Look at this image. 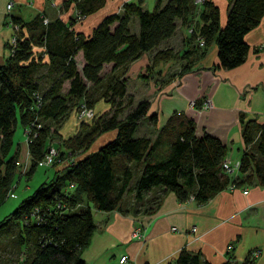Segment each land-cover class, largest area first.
<instances>
[{
  "label": "trees",
  "instance_id": "1",
  "mask_svg": "<svg viewBox=\"0 0 264 264\" xmlns=\"http://www.w3.org/2000/svg\"><path fill=\"white\" fill-rule=\"evenodd\" d=\"M225 2L222 26L211 0L199 5L193 0H155L150 10L142 8L140 0L124 3L121 12L104 16L86 37L71 26L78 17L100 8L104 0L62 1L64 10L69 4L75 9V17L66 24L56 17L45 23L42 16L26 22L9 17V24L17 28L12 51L0 64V205L16 168V152L10 150L17 121L27 129L26 174H30L47 150L49 137H58L57 129L70 111L81 104L92 108L98 99L109 110L92 123L80 122L76 133L59 140L53 166L66 154L78 151L80 156L54 170L49 180L0 221V235L14 228L12 244L1 250L6 256L0 257V264H83L80 252L93 231L94 210L150 213L165 192L179 202L192 198L202 204L229 185L264 186V122L239 119L242 148L234 175L224 173L220 165L225 145L205 132L196 135L193 121L182 113L171 114L154 140L133 135L142 119L155 122V115L147 114V100L132 104L122 78L143 53L152 52L143 78L157 64L177 57L191 56L189 62H195L211 44L217 60L211 69H231L243 62L247 52L243 36L264 14V0ZM177 24L184 32L191 25V31L184 33L180 56L165 46ZM35 46L45 59L35 54ZM77 52L83 60L79 69L74 60ZM107 63L111 68L102 76L100 70ZM187 68L188 64L182 65L179 74ZM106 131H114L113 137L87 151L94 138ZM155 192L158 195L149 197ZM127 195L132 201L125 209ZM170 264L211 263L180 248ZM221 264L232 263L227 259ZM240 264L253 262L247 255Z\"/></svg>",
  "mask_w": 264,
  "mask_h": 264
},
{
  "label": "crops",
  "instance_id": "2",
  "mask_svg": "<svg viewBox=\"0 0 264 264\" xmlns=\"http://www.w3.org/2000/svg\"><path fill=\"white\" fill-rule=\"evenodd\" d=\"M8 1H11L9 9L6 6ZM31 1L0 0V64L5 61V43L10 38V16L26 22L34 16L43 15L47 21L56 17L66 24L75 15L72 4L65 10L62 8L64 0H53V8L45 0ZM136 1L104 0L100 8L76 21L71 29L84 37L89 36L104 16L119 13L124 3ZM154 2L140 0V6L146 9ZM211 2L217 8L218 24L222 26L226 2ZM15 4L31 6L30 16L24 14L28 11L13 9ZM132 30H137L134 20ZM184 33L177 24L173 35L165 42V46L176 51L177 56H180ZM243 40L247 45L245 58L231 69H211L217 62L216 49L211 44L195 62H189L191 56L177 57L157 64L143 78L152 52L143 53L128 65L122 76L125 79V94L130 95L134 103L148 100L147 114H154L155 122L143 119L147 125L160 127L171 114L182 113L193 121L196 135L205 132L217 137L226 147L225 158L235 161L242 148L239 119L243 117L244 120L264 122V52L260 50L264 42V14L258 24L243 36ZM74 60L79 69L83 63L80 52ZM184 64H188V68L183 73L172 72V68ZM110 68L111 63L104 64L100 75H105ZM66 87L65 82L62 91ZM204 99L209 100L207 108L201 107ZM189 101L194 102L192 107ZM93 108L96 109L95 116L109 110L108 104L102 100L94 102ZM57 133L58 141H53V147L59 145L60 139L70 136H64L61 128L57 129ZM113 135L114 131L99 134L87 151L96 149ZM155 137L156 134L153 139L149 138L154 140ZM13 151L18 161L29 163L25 142H17ZM63 165L59 163L54 169ZM244 188L246 192L242 193ZM129 198L128 195L124 197L125 209L131 204ZM92 217L93 231L80 252L83 264H170L180 248L198 253L211 264H221L227 259L232 264H240L249 251L256 249L258 254L253 257V264H264V186L251 184L224 188L202 204H196L192 198L179 202L171 192H165L159 195L157 206L150 213L94 210ZM135 229L141 231L140 236L131 235ZM228 243L231 244L230 250L225 249ZM123 255L126 260L119 263L118 259Z\"/></svg>",
  "mask_w": 264,
  "mask_h": 264
},
{
  "label": "rangeland",
  "instance_id": "3",
  "mask_svg": "<svg viewBox=\"0 0 264 264\" xmlns=\"http://www.w3.org/2000/svg\"><path fill=\"white\" fill-rule=\"evenodd\" d=\"M27 1L29 2V0H27ZM31 2L33 3V0ZM152 2H153V0H152ZM45 3L49 7L53 8V0H45ZM27 4H29V3H27ZM152 5H153V3L152 4L150 3L146 9L150 10ZM30 7L31 6L25 7L24 5L20 6V5H17V4H15V6L13 5V9L20 8L21 10L28 11V13H24L25 16H30V15H28V14H30V11H31ZM10 12H13V11H10ZM10 14H12V13H10ZM41 16H42L41 21L43 22V20L45 19V22H47V18L45 16H43V15H41ZM76 21L77 22L80 21V18L76 19L75 22ZM14 26H15V24L14 25L9 24V28L11 30L10 31V39L13 38L14 42H15L14 32L16 31V28ZM189 26H191V25H189ZM188 27L186 28V30L189 29ZM8 45H9V48H5V58H7L9 56V54L11 53L12 48L14 46V44L11 45V40H10V42L8 41ZM174 47H176V46H174ZM10 49H11V51H10ZM33 50H34V52H36L35 54H40L42 59H45L41 48H37L35 46V47H33ZM174 71L179 74L180 67L175 66L174 69L172 68V72H174ZM144 100H146V99H144ZM96 101L100 102V99H98ZM132 101H133V99H132ZM188 104H189L190 107H192L194 102L189 101ZM91 109L93 111L92 117H90L89 119H86L84 121H79V119H77V115H76L77 114V108L73 109L72 111H70L68 113L67 117L64 118V120L62 121V123L58 127V129L59 128L62 129L64 136L73 135L74 133H76L79 130V123L80 122L92 123V121H93V119H94V117L96 115V109L93 108V106H92ZM158 128L159 127H154V125H147L142 119L140 121L139 126H137V128L135 129L133 135L135 136V135H138V134H140V135L144 134V135H148V137L153 139L154 134H156L157 131H158ZM26 136H27V129L23 128L22 126H20V124L17 121L16 124H15V127H14L13 134H12V146H11V150L10 151L11 152L13 151V149H14V147H15L17 142L20 141V142H25L26 143V139H27ZM58 137H59V135H58ZM58 137H56L55 135L54 136L51 135L49 137V141L47 142V150L43 154V157L40 160V162L37 163V165L33 169L32 173H30V174H26V172L28 170L29 163L25 164V163H23L20 160L18 161L17 156H16V163H15L16 168H15L14 175L12 177L11 188L9 189V191H8V193L6 195L5 200L0 205V221L5 216H7L9 214V212L12 211V209L16 206V204L23 197L31 194L32 191L40 183L49 180L51 178L54 170H55L54 168H55L56 165H58L59 163H62V164L65 165L66 162H68L70 160L73 161L75 158L80 156L81 153H79L78 151L75 152V153L72 152L73 153L72 155H70L71 153L66 154L62 161H60L58 164L53 166V158L54 157H53V153L49 152V150H51L53 152V148H54L53 147V141H58L57 140ZM58 148H59V145H58ZM70 156H72V157H70ZM47 159H49V160L47 161ZM242 193H244L243 190H242ZM155 195H158V193H156V192H155V194L150 193L149 197L150 196L151 197H155ZM129 200H130V198H129ZM13 234H14V228L11 227V228H9V231L7 233H5L4 235H0V255H1L0 257L4 258L6 256V253L2 252L1 250L5 249L7 247H10V245L12 244L11 243L12 242L11 241V236Z\"/></svg>",
  "mask_w": 264,
  "mask_h": 264
},
{
  "label": "built area",
  "instance_id": "4",
  "mask_svg": "<svg viewBox=\"0 0 264 264\" xmlns=\"http://www.w3.org/2000/svg\"><path fill=\"white\" fill-rule=\"evenodd\" d=\"M202 1H204V0H193V3H194L195 5H199ZM10 5H11V1H8L7 5H6L8 9H9ZM74 17H75V15H74ZM77 19H79V17H78ZM43 22L45 23V19L43 20ZM14 27L17 28L16 25H15ZM188 28H189V29H187V30L185 29V30H186V31H185L186 33L191 31V27L189 26ZM10 40H11V45H13V44L15 43V42H14V39H13V38H11V39L9 38V42H10ZM198 42H199V45L202 44L201 40H198ZM10 50H11V49H10ZM260 50H261L262 52H264V42L260 45ZM208 106H209V100H208V99H204V100L202 101L201 107H202V108H207ZM76 115H77V119H79V121H82V120H86V119H89L90 117H92V115H93V111H92L91 108H88V107H86L85 105L81 104V105H79L78 108H77V114H76ZM49 152L53 153V157H54L55 154H56L54 148H53V152H52L51 150H49ZM48 160H49V159H47V161H48ZM220 165H221V167H222L224 173H226V174H233V173H235L236 168H237V166H238V161H237V160H235V161H230V160H228L227 158H224V159L221 161ZM228 188H229V189H232L233 186H232V185H229ZM243 192L245 193L246 190L243 189ZM171 229L174 230V227H171ZM191 230H193V228H192ZM131 235L140 236V235H141V231H140L139 229H135V230L132 231V234H131ZM225 249H226V250H230V249H231V244L228 243V244L226 245ZM257 254H258V251H257L256 249H253V250L249 251V253H248V258H249V259H253V257H255ZM125 260H126V256L123 255V256H121V257L118 259V262H119V263H123Z\"/></svg>",
  "mask_w": 264,
  "mask_h": 264
}]
</instances>
